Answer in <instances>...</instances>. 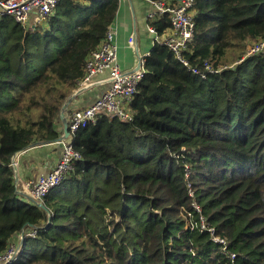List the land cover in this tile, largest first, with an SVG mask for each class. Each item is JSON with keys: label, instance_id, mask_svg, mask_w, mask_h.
Instances as JSON below:
<instances>
[{"label": "trees", "instance_id": "obj_1", "mask_svg": "<svg viewBox=\"0 0 264 264\" xmlns=\"http://www.w3.org/2000/svg\"><path fill=\"white\" fill-rule=\"evenodd\" d=\"M195 2L191 66L241 60L264 38V0ZM119 7L61 0L34 31L0 24V256L25 233L12 264H264V52L203 79L156 43L134 119L76 134L81 160L45 209L20 199L14 155L61 137L62 105ZM150 25L162 35L170 17Z\"/></svg>", "mask_w": 264, "mask_h": 264}, {"label": "built area", "instance_id": "obj_2", "mask_svg": "<svg viewBox=\"0 0 264 264\" xmlns=\"http://www.w3.org/2000/svg\"><path fill=\"white\" fill-rule=\"evenodd\" d=\"M60 2L61 0H0V24L5 17L10 16L26 30L34 31L55 15ZM151 4L155 10L149 16L151 21L159 20L165 15H168L171 21L170 29L162 35L154 27L149 26V32L155 36V41L168 47L178 60L194 74L204 79L209 75L220 74L232 69L246 58L264 52L263 38L250 42L244 57L231 67L217 66L211 60H206L202 68L191 66L184 54L195 35V0H157L151 1ZM128 43L133 45V39L130 38ZM145 59H142L141 67L136 71L122 70L118 62L116 34L112 27L109 29L100 48L90 55L85 77L78 84L77 91L97 85L98 82H94L93 78L104 72H108L106 77L108 87L94 103L71 111L69 138L61 142L63 151L59 162L49 174L38 180H30L26 185L28 194L26 199L29 204H42L44 199L63 183L66 176L74 169L75 164L81 160V154L74 147L75 136L81 129L96 125L103 116L118 118L126 122L134 119L135 112L131 104L146 72ZM195 207L199 210V207L196 205ZM30 236H33V233ZM213 240L225 243L218 237H214ZM22 241L23 236L18 235L15 243H11L6 252L0 256V264H12L15 261Z\"/></svg>", "mask_w": 264, "mask_h": 264}, {"label": "crops", "instance_id": "obj_3", "mask_svg": "<svg viewBox=\"0 0 264 264\" xmlns=\"http://www.w3.org/2000/svg\"><path fill=\"white\" fill-rule=\"evenodd\" d=\"M154 11L149 0H120L119 11L112 28L116 34L118 62L122 70L132 72L140 69L142 59L150 54L156 44L155 36L149 32V26H151L149 16ZM130 38L133 39V45L128 43ZM107 76L108 72H104L93 78V81L98 84L86 91H81L76 96L71 104L69 115L71 111L89 106L100 97L108 87ZM76 91L77 89L73 90V92ZM60 130L63 135L62 124ZM62 151L63 146L60 142L33 146L19 152L13 166L18 169L19 180L16 186L23 197L28 196L27 183L49 174L59 162Z\"/></svg>", "mask_w": 264, "mask_h": 264}, {"label": "water", "instance_id": "obj_4", "mask_svg": "<svg viewBox=\"0 0 264 264\" xmlns=\"http://www.w3.org/2000/svg\"><path fill=\"white\" fill-rule=\"evenodd\" d=\"M87 89L88 88H85V90H78L76 92H72L67 96L64 104L62 105V108L60 111V117H59L61 124H62L63 135L58 140H56L55 142H52V143H60L64 140H66L67 138H69V111H70L71 104L73 103V100L76 98V96L81 93V91H86ZM34 146H38V145H34ZM18 155H19V153H16L14 155L13 165H15V160H16ZM14 169H15V182L17 183L19 180L18 169H17V167H15ZM31 201H32V199H31ZM38 206L45 209L44 203L38 204ZM22 236H23V240H24L25 239L24 233H22Z\"/></svg>", "mask_w": 264, "mask_h": 264}, {"label": "rangeland", "instance_id": "obj_5", "mask_svg": "<svg viewBox=\"0 0 264 264\" xmlns=\"http://www.w3.org/2000/svg\"><path fill=\"white\" fill-rule=\"evenodd\" d=\"M250 42L251 41H248L246 44V47L243 48V57L246 54L248 46H250V44L252 43V42L251 43ZM238 55H239L238 52H232L231 55L229 56L228 60L226 62L221 63V66H227V67L233 66L235 63H237L240 60V58H238ZM20 199L22 201H24L25 203H28V200L25 197L20 196ZM20 235H22V234H20ZM24 235H25V233H24ZM19 252H20V249H19ZM19 252H18V254H19Z\"/></svg>", "mask_w": 264, "mask_h": 264}, {"label": "bare ground", "instance_id": "obj_6", "mask_svg": "<svg viewBox=\"0 0 264 264\" xmlns=\"http://www.w3.org/2000/svg\"><path fill=\"white\" fill-rule=\"evenodd\" d=\"M149 1L151 2V0H149ZM8 17H10V16H7V17H5V18H8ZM5 18H4V19H5ZM10 18H12V17H10ZM4 19H3V20H4ZM3 20H2V21H3ZM1 23H2V22H1ZM152 27H153V26H152ZM155 43H158V42L155 41ZM158 44H160V43H158ZM160 45H162V44H160ZM162 46H164V45H162ZM180 62H181V61H180ZM203 79H204V78H203ZM69 116H70V115H69Z\"/></svg>", "mask_w": 264, "mask_h": 264}]
</instances>
